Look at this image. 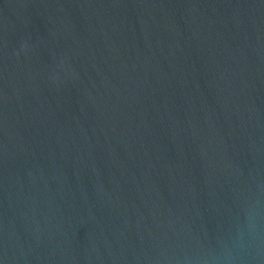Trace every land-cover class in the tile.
Segmentation results:
<instances>
[{
	"label": "water",
	"instance_id": "water-1",
	"mask_svg": "<svg viewBox=\"0 0 264 264\" xmlns=\"http://www.w3.org/2000/svg\"><path fill=\"white\" fill-rule=\"evenodd\" d=\"M0 264H264V0H0Z\"/></svg>",
	"mask_w": 264,
	"mask_h": 264
}]
</instances>
